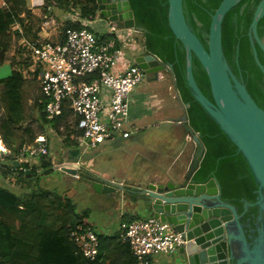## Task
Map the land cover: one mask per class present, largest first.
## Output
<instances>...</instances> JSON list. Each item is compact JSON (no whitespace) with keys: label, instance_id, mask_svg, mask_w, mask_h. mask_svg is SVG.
<instances>
[{"label":"trees","instance_id":"obj_1","mask_svg":"<svg viewBox=\"0 0 264 264\" xmlns=\"http://www.w3.org/2000/svg\"><path fill=\"white\" fill-rule=\"evenodd\" d=\"M44 11L55 7L63 11H78L81 18L93 19L97 6L95 0H44ZM133 11L135 27L142 38L146 51L154 54L164 64L170 66V73L178 91L180 100L186 107L187 121L198 133L205 152L194 173L196 182H206L213 178L218 184L220 198L236 207L241 215L245 236L251 244L258 236L259 205L257 189L259 182L255 178L245 156L237 145L222 130L219 123L195 99L185 77V49L176 38L167 23L168 0H128ZM260 0H240L225 14L221 24V43L224 58L232 73L242 81L255 103L264 110V75L254 61L248 37V28L256 5ZM221 0H182L183 16L193 33L207 48V36L211 16ZM30 12L25 0H0V64L3 63L7 51L13 44V38L19 37L18 31L13 33L12 26L18 23L22 35L30 38ZM71 20H66L61 28L59 39L66 28H80ZM38 31V30H36ZM35 31V33H36ZM256 32L264 40V15L258 20ZM15 36V37H14ZM259 62L264 67V52L254 43ZM19 47L10 62L11 72L0 79V139L9 154L0 164L3 176L12 175L26 185H31L37 177L35 166L17 165L16 155L24 144L32 143L36 134L28 127H21L27 117V99L25 95L30 86L35 84L38 90L35 97L36 119L39 133L45 127L63 134L62 142L78 146L81 132L68 124L70 110L64 108L61 115L48 120L44 113V101L33 74L23 76L20 67H26L28 61ZM23 55V54H22ZM191 70L194 80L201 92L210 100V88L207 75L197 57L192 53ZM62 128V130H60ZM46 159V156H42ZM49 159H47L48 165ZM41 167L46 164L39 163ZM17 165V166H16ZM29 170V174L26 171ZM31 181V182H30ZM30 182V183H29ZM36 185V184H34ZM45 195V194H43ZM264 195V190H263ZM46 198V197H44ZM0 264H96V259L89 261L81 255L68 233L80 219H69L73 204L69 199L59 197L41 200L37 190L22 193L20 196L0 186ZM59 202L62 215L52 213L56 221H61L58 231L46 228L44 220L50 216L52 207ZM11 203V207L21 218L17 230L3 218L1 204ZM245 203H248L245 207ZM50 214V215H49ZM264 216V213H263ZM81 220V221H80ZM82 223L86 224L85 221ZM99 241V237H98ZM132 256V254H131Z\"/></svg>","mask_w":264,"mask_h":264},{"label":"water","instance_id":"obj_2","mask_svg":"<svg viewBox=\"0 0 264 264\" xmlns=\"http://www.w3.org/2000/svg\"><path fill=\"white\" fill-rule=\"evenodd\" d=\"M240 0H221L213 12L205 48L187 24L182 12V0H168L167 23L173 35L181 40L185 49V77L195 99L219 123L222 130L235 142L245 156L259 182L257 204L264 213V110L252 99L245 85L231 71L227 64L221 43V24L229 9ZM99 15L112 22H121L124 28H134V16L128 0H95ZM264 15V0L255 7L248 28L253 58L264 75L254 43L264 52V40L256 32L258 20ZM136 55L134 62L144 74L170 70L156 55L146 51ZM192 53L197 57L208 78L212 100L197 86L191 70ZM177 90V89H176ZM178 93V91H177ZM179 95V94H178ZM179 98V97H178ZM184 104V103H182ZM188 104H186V107ZM182 117L185 135L194 141L192 158L182 175L174 171H162L152 180L139 181L135 185L121 180L102 179L84 170L79 149L59 150L57 162L42 170L41 175L58 170L71 177L78 176L92 184L96 193H118L122 199H130L139 213L167 221L180 232L186 242L179 247V264H264L262 229L255 240L249 243L245 236L241 215L236 207L220 198L216 181L196 182L194 173L204 155L205 148L198 133L187 121L186 108ZM47 164V160L43 161ZM28 174V171H26ZM62 177L56 176L59 182ZM247 207L248 203L244 204ZM264 247V246H263ZM264 250V249H263Z\"/></svg>","mask_w":264,"mask_h":264},{"label":"crops","instance_id":"obj_3","mask_svg":"<svg viewBox=\"0 0 264 264\" xmlns=\"http://www.w3.org/2000/svg\"><path fill=\"white\" fill-rule=\"evenodd\" d=\"M25 2L27 10L30 12V20L28 21L32 29V34L30 38H26L24 35L22 36L28 40L38 37L41 39H59L61 28L66 20H70L72 11L67 12L55 7H49L48 11H44V0H25ZM96 14L98 15V12ZM44 21L47 22V25H45V29L41 30L40 28ZM115 23L117 26L124 28L121 22ZM19 27L20 25L18 23L14 24L12 26V32L19 31ZM139 35L141 37L140 32L133 30V28H131V31L130 29L121 30L118 34L117 45L120 47L122 55L118 60L117 70L125 63L135 64V56L143 53L142 38H139ZM20 38V34L19 37L16 36L13 38V43H16L18 47H21L22 43V40L19 41ZM125 49H128L127 51H135L134 55L130 56L131 58L126 56V52H123ZM2 78L4 77H0V79ZM142 81L151 87V93L145 94L135 89L131 92L129 98L130 108L133 103L141 104V106L134 107V110L132 112L130 111L128 124L129 135L126 138L116 136L114 139L106 140L98 144L95 148L91 149V152H88L89 149L82 150L79 141L77 147L71 144H65L62 142L64 135H60L56 131L48 134L49 127H45V132H35V138L45 136L48 139L47 146L50 147V152L55 149V146L59 147L60 145L58 144L60 143L63 144V148H59L58 150H71L73 152L75 149L80 148L79 156L84 161L82 166L86 172L102 179L111 180L119 178L121 180V183H118L120 187H123L125 183L135 185L139 181H150L157 173L162 171L172 170L181 176L188 166L194 151V141L188 134L185 135V130L181 123L182 117L185 114L184 109L186 108V104H182L180 100L170 70H161L145 74ZM160 82L166 83V85L161 86L159 84ZM142 87H145L144 90L147 88L146 86ZM166 97H169L170 100ZM148 99L151 103L145 105ZM67 125L72 126L70 123ZM117 144L122 149L127 148V151H124V157L115 169H109V165H106V167L103 166L102 168L90 169L89 159H92L90 157L91 153L99 152L98 155L104 160L108 154L107 150ZM41 158L30 160L27 163L20 162L17 165L20 164L21 168L24 167V164H28L27 166L29 167L35 166L36 169L38 168V176L41 175L42 169L50 166L46 164L44 167H41L39 164L40 162L44 164L43 161L50 158L49 156L40 161ZM50 162L54 164L52 160ZM103 162L109 163L110 161ZM27 171L29 174V170ZM1 175L0 173V177ZM6 178L12 188L5 187L1 184L0 186L9 189L12 194L14 193L17 196L25 192L22 189L23 183L19 179L14 178L12 175H7ZM55 178L52 181H55ZM71 178L65 177L63 179L65 188L71 186L76 181L75 179H79L75 177ZM41 189H35L41 200L53 197L69 199L73 204L69 219L83 218L86 224L82 223L83 221L80 223L90 226L97 234L99 237V257L96 264H134L130 246L125 240L120 238V233L131 220L148 216V214L137 211L134 203L130 199V194H128L127 199H122L121 201L118 193H96L92 188L91 182L85 180V186L81 191L83 202L77 208L72 198L67 196V190H62L60 193H57L55 191L47 189L44 191ZM10 204V202L4 205L1 204L4 213L3 218H5L14 230H17L20 227L21 218ZM61 212L59 202L57 201L52 207L51 215L49 214L50 216L44 220L43 225L46 228H52V230L58 231L62 224L61 221L55 220L52 213L62 215ZM178 249L170 255L162 253L154 254L151 260L153 264H179L181 254Z\"/></svg>","mask_w":264,"mask_h":264},{"label":"built area","instance_id":"obj_4","mask_svg":"<svg viewBox=\"0 0 264 264\" xmlns=\"http://www.w3.org/2000/svg\"><path fill=\"white\" fill-rule=\"evenodd\" d=\"M70 20L81 27L66 28L61 40H28L19 27L22 56L28 61L19 71L23 76L35 75L32 77L44 101L46 118L54 119L68 108V123L81 132L80 148L92 149L116 136L129 135L130 94L145 74L131 63L117 70L122 55L117 36L121 30L131 28H121L99 13L86 19L73 10ZM45 25L46 21L40 29H45ZM48 130L52 134L53 130ZM47 140L38 136L32 143L22 145L16 155L17 163L50 156ZM7 154L9 151L0 139V164ZM68 237L83 257L89 261L96 259L99 241L90 226L76 223ZM120 238L129 244L134 264H153L152 255H170L186 242L170 223L150 215L131 220Z\"/></svg>","mask_w":264,"mask_h":264},{"label":"rangeland","instance_id":"obj_5","mask_svg":"<svg viewBox=\"0 0 264 264\" xmlns=\"http://www.w3.org/2000/svg\"><path fill=\"white\" fill-rule=\"evenodd\" d=\"M139 38L140 35H139ZM19 47L16 45V43L12 45V47L10 48L9 51H7L6 55H5V59L3 61V64L0 65V77H5L7 75L10 74L11 72V66H10V62L11 59L13 58V56L17 53V49ZM128 49H125L123 52H126V56L130 57L132 55H134L135 51H127ZM22 56V53H21ZM131 58V57H130ZM5 62V63H4ZM161 86H165L166 83L160 82L159 83ZM32 87L28 89L27 93L25 94L28 99H27V104H26V108H27V117L24 120V122L21 123V127H28L31 132L35 133L39 131V123L36 119V108L33 107L35 106V97H37L38 94V90L35 87V84L32 83ZM1 86V85H0ZM142 86H146L147 88L144 90L145 87ZM137 88V89H136ZM135 90H139L141 92H144L145 94L151 93V87L147 86V83H144V81H141L137 86H135L134 88ZM167 99L170 100L169 97H166ZM147 103H145V105H148L149 103H151V101L148 99L146 100ZM170 103V101H169ZM172 103V101H171ZM141 106V104H132L130 111L132 112L134 110V107H139ZM1 112V111H0ZM122 143V142H121ZM60 145L59 147L55 146V149L53 151H51L50 156L51 159L54 163H56L57 160V155H58V149H62L63 148V144L60 143L58 144ZM127 151V148H120V145H113L112 147H110L107 151L108 154L106 155V159H102L100 158V156L98 155L99 152H94L90 154V157H92V159H89V163H90V169H97V168H102L103 166L106 167V165H109L108 168L109 169H115L121 159L124 157V151ZM91 152V149L88 150V152ZM49 156V157H50ZM50 159V160H51ZM48 162V165H53L51 162ZM103 161H110L109 163H104ZM44 170V169H42ZM1 173V171H0ZM56 176L62 177V179L59 181L60 183L58 184V181H52L53 178H55ZM69 178L72 179L69 175L67 174H63L60 173L58 170H53L51 173L46 174V175H38L36 177V179H34L31 183V185H26L24 184L22 186V189L25 191L26 194L30 193L32 190H35L37 188H42L41 190L46 191L47 190H51V191H55L57 193H60L62 190H67V196H69L70 198H72V200L75 202L77 208H79L81 205V203L83 202V196H82V188L85 186V179H75L76 181L73 182V184H71V186H69L68 188H65L64 183H63V179L64 178ZM7 178L6 176H2L0 177V184L4 185L5 187L10 188V183L7 182ZM12 182V181H10ZM31 182V181H30ZM29 182V183H30ZM36 184V185H34ZM12 188V187H11ZM19 188V187H18Z\"/></svg>","mask_w":264,"mask_h":264},{"label":"flooded vegetation","instance_id":"obj_6","mask_svg":"<svg viewBox=\"0 0 264 264\" xmlns=\"http://www.w3.org/2000/svg\"><path fill=\"white\" fill-rule=\"evenodd\" d=\"M262 229L263 234H262V244L261 243H257L260 245L261 251H262V255H264V216H263V212H259L258 215V231H260ZM259 235V234H258ZM257 239V237L254 239L253 244L255 245V240Z\"/></svg>","mask_w":264,"mask_h":264}]
</instances>
